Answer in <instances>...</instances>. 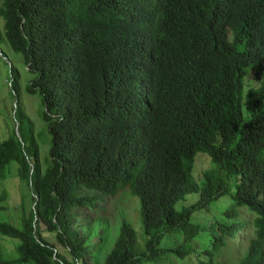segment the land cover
<instances>
[{
  "label": "trees",
  "instance_id": "16d2710c",
  "mask_svg": "<svg viewBox=\"0 0 264 264\" xmlns=\"http://www.w3.org/2000/svg\"><path fill=\"white\" fill-rule=\"evenodd\" d=\"M0 15L51 136L45 167L32 136L0 139V180L16 160L32 198L21 226L0 220L20 238L0 264H89L99 241L78 219L121 188L138 198L142 239L122 218L101 264H217L243 241L237 264H264V0H0ZM198 151L212 162L200 179ZM222 195L212 223L193 218Z\"/></svg>",
  "mask_w": 264,
  "mask_h": 264
},
{
  "label": "rangeland",
  "instance_id": "374dc122",
  "mask_svg": "<svg viewBox=\"0 0 264 264\" xmlns=\"http://www.w3.org/2000/svg\"><path fill=\"white\" fill-rule=\"evenodd\" d=\"M0 30H4V20L0 15ZM32 73L23 55L15 51L3 36L0 38V139L7 137L13 131L19 138H23L28 144L30 137L38 146L39 157L42 167L46 165V157L50 146V133L46 121L41 117L44 109L41 94L38 91L29 93L26 90L27 83L33 78ZM254 77L249 75L245 79L248 85ZM254 80V79H253ZM20 122V126L18 124ZM212 166L209 155L204 151H198L195 155L193 175L201 178L204 169ZM4 177L0 180V194L5 191V197L0 199V220H7L21 226L22 211H27L32 205V198L25 182L17 174V162L11 159L4 169ZM198 193H187L185 199L176 203L177 207L194 200ZM231 200L229 195H222L212 202L208 208L195 211L192 216L203 225L213 222L215 215H218L222 208ZM78 221L85 222L84 228L88 229L89 238L87 243L92 245L97 240V245L88 249L87 255L89 264H101L104 255L110 250L114 237L117 234L120 220L126 219L131 222L136 230L137 239L141 242L143 227L138 210V198L131 194L128 189L121 188L114 195H101L96 198L93 205L85 207ZM44 228V225L41 224ZM45 229L42 230V232ZM47 238L55 242L56 247L63 254L70 258L65 247L58 243L53 233L44 231ZM208 238L201 235L196 238L193 246L201 248ZM20 241L19 237L10 236L0 232V252L5 258L17 256L15 245ZM236 245L229 243L222 247L215 255L217 264H237V253L241 254L245 248L243 241L238 252H235ZM196 256L190 255L189 264H197ZM77 264H83L80 260ZM175 264H188L177 260Z\"/></svg>",
  "mask_w": 264,
  "mask_h": 264
}]
</instances>
